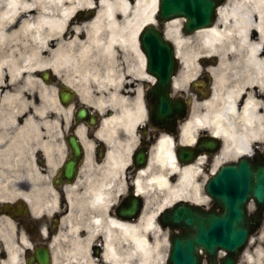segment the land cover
Listing matches in <instances>:
<instances>
[{
    "label": "bare ground",
    "instance_id": "bare-ground-1",
    "mask_svg": "<svg viewBox=\"0 0 264 264\" xmlns=\"http://www.w3.org/2000/svg\"><path fill=\"white\" fill-rule=\"evenodd\" d=\"M155 6L156 0H0V108L15 104L20 110L29 104L30 119L59 114L56 87L36 76L51 67L59 80L83 95L95 87L99 106L114 108L108 124L114 125L117 119L124 122L132 137L134 125L144 115L139 81L147 76L136 35L152 18ZM182 22L183 18H174L165 24L181 59L174 80L177 90L185 89L198 72V57H218V63L209 68L214 79L212 94L193 105L179 128L183 143H191L200 130L224 139L213 169L222 158L241 155L251 140L264 138L260 91L264 57L259 52L264 39V0H227L219 7L215 24L193 34L181 33ZM118 56L126 61L133 56L136 62L117 69ZM21 66L27 71H20ZM203 166V156L186 165L177 162L170 136L161 133L149 167L136 179L137 190L147 197L143 213L135 223L93 216L92 227L79 243L83 248L100 235L103 252L81 264H164L159 237L165 231L155 223L156 212L178 199L206 202L201 188ZM92 193L98 198L100 192Z\"/></svg>",
    "mask_w": 264,
    "mask_h": 264
},
{
    "label": "flooded vegetation",
    "instance_id": "flooded-vegetation-1",
    "mask_svg": "<svg viewBox=\"0 0 264 264\" xmlns=\"http://www.w3.org/2000/svg\"><path fill=\"white\" fill-rule=\"evenodd\" d=\"M154 23L158 26L159 20ZM162 29L165 32L164 26ZM259 52L264 57V39ZM141 53L145 56L144 51ZM159 54L168 53L161 49ZM116 61L118 69L125 68L129 61L135 64L136 59L130 56L126 61L118 56ZM157 62L169 69L172 61L169 57ZM217 63L216 55L203 54L198 59L200 71L187 87L191 110L199 99L210 97L209 68ZM143 70L147 78L139 81V88L147 104L158 78L146 59ZM133 80L137 82V78ZM199 82L202 95L196 90ZM260 91L264 98V76ZM169 95L175 98L178 92L171 86ZM97 96L95 87L85 95L77 91L70 98L59 100V114L44 118L37 115L30 119L32 108L28 105L20 110L15 104L0 108V264H81L88 256L97 259L103 252L100 235L93 236L83 248L79 243L92 227V217L135 223L143 213L147 197L137 190L136 179L140 171L149 167L152 149L163 130L144 109L143 118L136 122L129 137L124 122L117 119L114 125L108 124L107 117L114 108L99 106ZM164 131L176 144L177 131ZM211 137L207 130L198 133L202 140ZM213 140L203 147L207 179L212 174L210 166L224 147L222 137ZM44 143L48 147L41 145ZM241 155L247 156L252 174L264 169V138L251 140ZM240 156L221 161L238 160ZM94 190L100 192L98 198L92 193ZM203 206L214 211L221 209L210 198ZM247 211L250 216L258 215L260 224L241 252L232 257L217 249L213 255L203 256L201 264H264V205L251 197Z\"/></svg>",
    "mask_w": 264,
    "mask_h": 264
},
{
    "label": "water",
    "instance_id": "water-1",
    "mask_svg": "<svg viewBox=\"0 0 264 264\" xmlns=\"http://www.w3.org/2000/svg\"><path fill=\"white\" fill-rule=\"evenodd\" d=\"M217 2L218 0H159L158 17L167 19L185 16L187 21L184 23V30L188 32L208 24V17ZM196 13L200 15L196 17ZM148 28L149 26L142 31L139 40L154 56L159 45H165L167 41L162 35L156 37L150 31L147 32ZM161 76L160 84L154 91L155 103L150 105V112L156 114L159 124L164 125L170 123L175 116L181 118L185 112L184 104L180 100L176 108L170 105V78L165 72H161ZM191 151L189 145H180L178 156L189 161ZM263 189L262 178L258 177L252 182L244 162L222 165L210 179L208 190L224 207L223 212H206L198 205L179 200L160 215L164 225L180 230L169 236L171 245L167 264H199L200 249L212 252L216 247H222L229 252L238 251L257 220L247 217L244 212L246 196L252 194L257 201H261Z\"/></svg>",
    "mask_w": 264,
    "mask_h": 264
},
{
    "label": "rangeland",
    "instance_id": "rangeland-1",
    "mask_svg": "<svg viewBox=\"0 0 264 264\" xmlns=\"http://www.w3.org/2000/svg\"><path fill=\"white\" fill-rule=\"evenodd\" d=\"M36 76H38V78L40 79V80H42V77H41V75L39 76V74L38 75H36ZM51 76V75H50ZM43 81V80H42ZM45 84H50V85H54V83L52 82V81H47V83H46V81H45ZM52 109V108H51ZM203 173H204V175H205V172L203 171ZM164 232H162L161 233V235H160V237H159V240H160V242H161V252H162V254H165V258H166V256H167V251H168V239H167V236H166V239H167V244H165L164 243V241H163V236H164Z\"/></svg>",
    "mask_w": 264,
    "mask_h": 264
}]
</instances>
